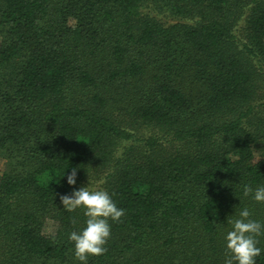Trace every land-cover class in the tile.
Masks as SVG:
<instances>
[{
    "label": "trees",
    "instance_id": "trees-1",
    "mask_svg": "<svg viewBox=\"0 0 264 264\" xmlns=\"http://www.w3.org/2000/svg\"><path fill=\"white\" fill-rule=\"evenodd\" d=\"M0 157V264H82L91 185L126 215L87 264H224L264 223V0H0Z\"/></svg>",
    "mask_w": 264,
    "mask_h": 264
},
{
    "label": "clouds",
    "instance_id": "clouds-1",
    "mask_svg": "<svg viewBox=\"0 0 264 264\" xmlns=\"http://www.w3.org/2000/svg\"><path fill=\"white\" fill-rule=\"evenodd\" d=\"M76 177L77 169L73 168L67 176V183L75 185ZM252 193V187L245 185L243 195L247 197ZM59 198L65 210L73 212L81 208L86 217V227L80 232H71L68 237L74 242L75 258L87 264L89 256L104 255L107 252L105 245L111 236L109 220L122 222L121 218L126 215L125 209L117 207L107 191H90L88 187H81L71 195H60ZM253 199L264 203V187L255 189ZM251 216L252 212L245 207L238 213V218L228 220L232 228L225 237L224 264H256V257L262 251L258 247L257 237L264 235V223L251 219Z\"/></svg>",
    "mask_w": 264,
    "mask_h": 264
},
{
    "label": "rangeland",
    "instance_id": "rangeland-1",
    "mask_svg": "<svg viewBox=\"0 0 264 264\" xmlns=\"http://www.w3.org/2000/svg\"><path fill=\"white\" fill-rule=\"evenodd\" d=\"M158 18H160L159 20H161L164 24H169L173 22L172 20L168 19V17L160 16ZM147 134H148V131L146 130L138 132V136H142V137L147 136ZM255 150L257 151V153H260L261 147L259 145H256ZM5 164H6L5 160L0 157V175L5 170ZM86 187H88L90 191L99 190V186L97 185H91V186H86Z\"/></svg>",
    "mask_w": 264,
    "mask_h": 264
}]
</instances>
